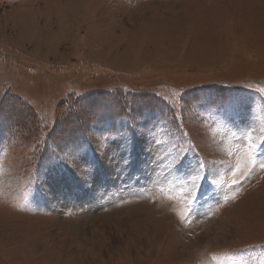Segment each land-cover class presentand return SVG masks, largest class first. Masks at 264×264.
<instances>
[{
	"label": "rangeland",
	"instance_id": "obj_1",
	"mask_svg": "<svg viewBox=\"0 0 264 264\" xmlns=\"http://www.w3.org/2000/svg\"><path fill=\"white\" fill-rule=\"evenodd\" d=\"M0 264H264V0H0Z\"/></svg>",
	"mask_w": 264,
	"mask_h": 264
},
{
	"label": "trees",
	"instance_id": "obj_2",
	"mask_svg": "<svg viewBox=\"0 0 264 264\" xmlns=\"http://www.w3.org/2000/svg\"><path fill=\"white\" fill-rule=\"evenodd\" d=\"M154 100V99H153ZM150 101V100H149ZM154 101L148 103V104H144L143 102L141 104H135L134 108H131V111H136V113H140L141 115H143L145 112L149 111V110H152L154 105L157 103ZM125 105H123L122 103L120 104V107L123 108ZM118 107V111H117V114H120L121 112L119 110H121V108ZM120 108V109H119ZM130 111V112H131ZM123 114V113H121ZM77 141V140H76ZM59 143V142H58ZM57 145V144H56ZM60 150V149H59ZM48 151V150H47ZM59 152H62V151H59Z\"/></svg>",
	"mask_w": 264,
	"mask_h": 264
},
{
	"label": "bare ground",
	"instance_id": "obj_3",
	"mask_svg": "<svg viewBox=\"0 0 264 264\" xmlns=\"http://www.w3.org/2000/svg\"><path fill=\"white\" fill-rule=\"evenodd\" d=\"M44 47H46V43H43Z\"/></svg>",
	"mask_w": 264,
	"mask_h": 264
}]
</instances>
